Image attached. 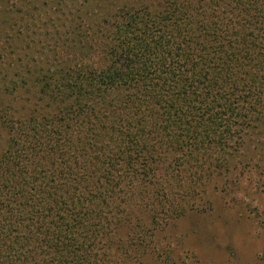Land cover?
Here are the masks:
<instances>
[{"label":"trees","instance_id":"16d2710c","mask_svg":"<svg viewBox=\"0 0 264 264\" xmlns=\"http://www.w3.org/2000/svg\"><path fill=\"white\" fill-rule=\"evenodd\" d=\"M99 31L102 66L48 71L53 115L1 119L0 264H113L111 227L139 186L157 187L160 213L168 198L186 213L156 185L158 150L179 153L180 177L196 153L228 156L264 123V0H164L109 13Z\"/></svg>","mask_w":264,"mask_h":264},{"label":"rangeland","instance_id":"374dc122","mask_svg":"<svg viewBox=\"0 0 264 264\" xmlns=\"http://www.w3.org/2000/svg\"><path fill=\"white\" fill-rule=\"evenodd\" d=\"M163 6L164 0H0V155L9 139L3 117L55 112L40 93L48 71L73 68L83 58L104 64L98 30L107 14ZM158 152L156 185L173 192L186 213L173 216L170 198L160 213L157 187L139 186L134 207L114 218L113 264H264V123L247 129L240 149L228 156L195 152L198 164H184L180 177L172 174L179 153ZM153 212L162 225H153ZM138 234L148 236L141 249L131 246Z\"/></svg>","mask_w":264,"mask_h":264}]
</instances>
